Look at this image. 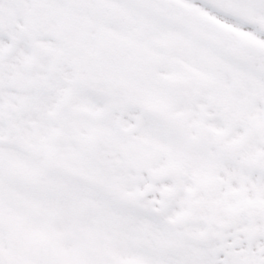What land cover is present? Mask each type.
Returning <instances> with one entry per match:
<instances>
[{
	"label": "snow or ice",
	"instance_id": "obj_1",
	"mask_svg": "<svg viewBox=\"0 0 264 264\" xmlns=\"http://www.w3.org/2000/svg\"><path fill=\"white\" fill-rule=\"evenodd\" d=\"M0 264H264V0H0Z\"/></svg>",
	"mask_w": 264,
	"mask_h": 264
}]
</instances>
